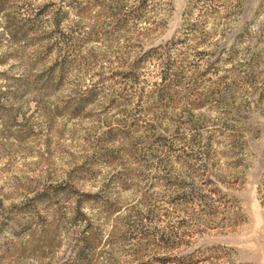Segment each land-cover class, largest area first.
<instances>
[{"label":"rangeland","instance_id":"obj_1","mask_svg":"<svg viewBox=\"0 0 264 264\" xmlns=\"http://www.w3.org/2000/svg\"><path fill=\"white\" fill-rule=\"evenodd\" d=\"M0 264H264V0H0Z\"/></svg>","mask_w":264,"mask_h":264}]
</instances>
